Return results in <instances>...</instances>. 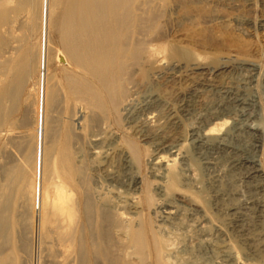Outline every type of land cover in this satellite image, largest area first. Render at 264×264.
I'll list each match as a JSON object with an SVG mask.
<instances>
[{
  "label": "bare ground",
  "instance_id": "bare-ground-1",
  "mask_svg": "<svg viewBox=\"0 0 264 264\" xmlns=\"http://www.w3.org/2000/svg\"><path fill=\"white\" fill-rule=\"evenodd\" d=\"M9 1L0 0V9L6 8ZM27 1L32 3V0ZM202 1L208 3L212 0ZM133 2L134 0H49L46 19L48 30H51L59 42V46L55 45L57 48L54 46L53 55L51 54L53 67L60 71L59 74L51 72V68L49 73L47 68L43 72L42 66L39 65L42 59L37 62L39 46L44 39L43 32L38 38L34 33V38L37 39L35 42L28 39L37 26V10L31 14L17 15L0 24V35L5 37L14 36L21 24H27L29 35L23 37L24 46L20 56L23 61V73L29 81V92L34 98L35 114L31 112L34 115L33 130H39L38 139L40 135L44 136L45 132L53 134L50 145H42V152H39L40 144L37 139L33 149L37 161L35 160L33 176L29 182L30 232L32 236H38L40 243L49 245L53 251L52 256L58 263L62 260V263L68 262L70 257L74 256L75 258L70 260L76 264H172L176 259L179 260L178 264H259L252 260H260L259 255L264 253V232L260 234L253 231V228H245L241 223V207L236 204L217 205L215 211H219V214L213 219L207 207L200 205V199L202 200L208 192L214 200H221L222 181H218L217 175L210 174L207 189L204 190L200 188L199 179L191 172V167L194 169V165L198 166L197 161L210 167L221 157L230 169L245 167V177L248 181L254 179V189H264L261 162L244 152L245 149L239 144L243 141L240 131L231 132L227 128L230 104L238 99L231 96L229 89L225 90L223 95L226 99L219 103V110L217 107V111L208 113L202 122L203 125L193 126L185 136L180 135L178 129L183 123L182 119L191 112V102L188 98H180L177 104L165 106L166 101L161 91L148 86L140 95L141 99L133 102L127 85L136 62L142 57L150 61L155 55L161 56L165 52L164 46H156L151 42L146 24L149 20L144 21L139 15L135 16L136 5ZM221 2L236 25L240 26L250 20L239 13V9L242 5L252 6L253 0ZM259 24L264 27V17L259 20ZM10 43L6 38L7 50L4 52L9 55L18 49L17 45ZM7 54H3V59ZM193 58L200 60V55L195 54ZM17 59L14 58L15 61ZM9 66L7 58L0 64V69H5L3 73L0 71V82L2 77L8 79ZM190 66L193 73L202 75V78L205 71L213 74L212 80L203 78L201 82V85L209 87L216 84L218 75L237 67L222 62L207 69L206 65L193 60ZM238 66L241 67V64ZM18 67L15 66L16 69ZM242 67L249 72L248 78L257 77L256 67L244 63ZM42 73H45L43 80ZM262 79L264 82V77ZM9 84H0V152L3 156L8 154L9 139L20 133L15 131L14 126H10L4 115V102H7L12 93ZM194 95L198 98L202 96V92L195 90ZM60 97L65 100V106L57 113V117H54V106L59 103ZM31 104H27V107L32 106ZM161 107H164L163 112ZM121 114V121H124L122 127L119 124L120 119L116 117ZM55 118L59 119L57 126L54 125ZM21 124L20 122L19 125ZM252 129L250 132L256 150L262 139L258 130ZM128 130H131L132 136L126 135ZM136 134L144 144L153 145L151 155L146 156L147 152H141L137 148L133 140ZM188 141L192 146L190 154L185 148ZM30 144L28 142V145ZM159 150L163 153H158ZM97 154H100L102 161L96 162L99 164L89 176L86 171L87 158ZM14 157L17 158V155ZM143 158L148 168L149 180H143L138 173L137 165ZM8 160L5 159L0 166L2 243L8 238L10 218L14 214L9 204L12 197L5 192L11 187L13 178L11 168L6 166ZM16 164L18 163L15 162V166ZM97 172H101L102 176H98ZM124 178L128 182H125ZM104 180L111 186L109 195L104 191ZM119 185H125L124 189L119 190ZM252 198H247L244 206L252 209L257 218L256 224L264 226V200ZM13 209L15 211L16 208ZM12 217L15 218L14 215ZM182 218L191 222L187 225L192 227V235L182 240L180 249L171 250L167 241L157 231L158 227L164 222L172 224L175 220L183 223ZM234 239L238 243L237 247L233 245ZM31 250L26 249L25 252L29 255ZM2 251L0 249V253ZM213 254H217L219 260L213 259L216 258ZM262 257L264 256H261L263 260ZM7 258L8 256H0V264H5ZM42 259L44 263L50 261V258L39 260Z\"/></svg>",
  "mask_w": 264,
  "mask_h": 264
},
{
  "label": "rangeland",
  "instance_id": "rangeland-1",
  "mask_svg": "<svg viewBox=\"0 0 264 264\" xmlns=\"http://www.w3.org/2000/svg\"><path fill=\"white\" fill-rule=\"evenodd\" d=\"M48 1L49 0H32V3H29L27 0H10L6 5V8L0 9V24L13 19L17 15H20L23 13L31 14L32 11L37 10V13H36L37 14L36 15L37 26H35L36 28L32 30L31 35H29V30H28L27 24L25 23L19 26L20 29L16 31L17 34L15 33L14 36L5 37L4 35H0V64H2V62L6 58L10 62L9 72H7L8 79H5L4 77H2L0 84H3L5 82L9 84V82L11 81L9 85H11V92H12V93L10 92L11 94L6 100L7 102H4V109H3L4 115H5L6 121L10 124V126L11 127L14 126V128H16L15 131H20L19 134L22 136V137L21 136L19 137V134H17L18 136L16 137L14 136L9 139L8 154H5L3 156V153L0 152V166H2L5 159L7 160L10 159L8 160L9 163H6V166L7 168H11L12 173H13L12 177L13 178L15 177L14 179L11 178L10 186L12 188L9 187V189L5 190V192L9 195V197L10 196L12 197L10 199L12 201H10L9 204H10L11 212L12 213L14 212L12 216L14 215L15 217L13 218L11 216L10 218V223H9L10 230L8 232V238L6 237L7 240H5L4 243H2V238L0 237V249L3 250L2 253H0V256H3V257L8 256L5 264H40L41 262H42L41 264H43L44 259L40 261L41 258H45V259L50 258L49 260L50 261L52 260L51 262L48 261L49 263H44V264H65L67 262L65 261V263H62L64 262L62 260V262L59 261L58 263L57 259L52 256L53 251L49 247V245L40 243L38 236L33 234L35 236L34 237L32 236L30 232L31 231L30 229L31 228V224H30L31 223L30 222L31 199H30V193H29V182L33 176V172H34L33 169H34V164L36 160V157L33 154L34 153L33 149L35 148L36 139L38 140L37 142L41 146L44 145L45 147H48L50 145L51 137L53 134H51V132H45L44 136L40 135L42 138L39 137L38 139L39 130L37 129L33 130V124H34V118H33L34 117L33 115L34 103L33 101H34V98H33V94L29 92V81L27 77L25 76V74L23 73V61H21L22 57L20 55L23 52L22 51L23 49L22 47L24 46L23 37L25 35L27 36L29 35L28 39H31L33 42H35V40H37L35 38L36 37L38 38L40 34H42L41 32H43L44 39H43V42L40 44L41 46H39V50L37 54V62L39 63L42 61V63L41 64L39 63V65L42 66L43 72L47 68L48 73L51 70V72L54 71L56 74H59L60 71L57 70L56 67H53L54 63L52 59V55H53L52 53L54 52L53 50L55 49V47L59 46V42L56 40V37L51 32V30H48V23L46 19L47 12H48V6H49ZM54 1H57V0H54ZM133 3L136 5L135 12L137 14L135 16L139 15V17L144 21H146V19L149 20V23H146V24L148 25V32L150 34L151 42H153L156 46L158 45L164 46L165 52L161 56L160 54L155 55L153 59H151L150 61H147V59L144 57L138 59V61L135 64V67H133L132 72L129 76V83L127 85L129 87L128 93L129 92L131 93L132 101L135 102L138 99L140 100L141 99L140 95L142 94V92L145 91V89H147L148 86H151L153 90L155 89V90L161 91L166 101L165 106L168 105L170 107V105L172 106L174 104H177L176 102H178L179 101L178 99L180 98H186V99L188 98L191 102V108H190L191 112L189 115L187 114V116H185L182 119L183 123L181 124L180 129H178L180 135L185 136L188 130L192 128L193 126L200 127L201 125H203L202 122L204 118L206 117V115H209L210 113H212V111L213 112L217 111V107L219 110V106L221 104L220 102L221 101L223 102L226 99L225 95H223V92L229 89L228 91H231V96L234 99H238L240 102L238 100L237 101L234 100V102H231L230 104L231 107H230V112H229V125L227 128L231 132L240 131L239 132L240 136H242L243 138V141L241 140L239 143L240 146L245 149L244 152H248L250 156H253L254 159L259 160L261 162L262 169L264 172V82L262 79L264 77V27L260 26L259 24V20L262 17H264V0H253L252 6L242 5L240 7L239 13L247 16L250 19L248 22L240 26L236 25L235 23L231 21L230 15L226 12L225 8L222 5L221 0H212V1H209L208 3H205L202 0H134ZM143 9L145 12L143 11ZM42 27L43 28L45 27V28L43 29ZM34 33L37 34L36 37H35L36 34ZM6 38L8 39V42L9 41L11 42L10 44L17 45L18 49H16V51L14 52L15 55L14 54L9 55L7 54V52H4L5 50H7V46L5 44ZM13 41L14 43H12ZM50 43H52V45ZM34 45H35V50H36V44L34 43ZM166 49L168 51H166ZM49 50H51V52ZM41 51L43 52L42 54H40ZM4 53L7 54V56L5 55L6 57H4L3 59ZM165 53H166V56H165ZM195 54L200 55V60L201 59L202 60L200 61V60H196L195 58H193ZM11 55H13L12 58H11ZM38 55H41V56L43 55V57L39 58ZM14 58L15 59L19 58V59L15 61ZM192 60L193 62H196V61L200 62L204 66L206 65L207 69L215 67L222 62H228L237 67H235L230 72H227L222 75H218L219 76L217 80L218 82L216 81V84H214V86L209 87L204 84L201 85V82L203 78H205L206 80H212L213 74L210 71H205L203 78H202V75H200L201 76L200 77L199 75L193 73V70H191V66H190L192 63ZM18 62L20 63V65ZM13 63H14V66H12ZM243 63L245 65L248 64V65L256 67V71H257L256 78L254 79L248 78L249 72L245 68L242 67ZM185 64L186 66L188 64V66L186 67ZM240 64H241V67L238 66ZM16 65L17 67L19 66L17 69L15 68ZM171 69L173 70L172 71L173 73L171 72ZM3 70L5 71V69ZM3 70L0 69L1 73L4 72ZM45 73H42V80L44 79ZM169 74H170V77H169ZM16 84L18 85L16 86ZM132 90L134 92H132ZM193 90L201 91L202 96L197 98L194 95ZM28 92H29L28 95L31 94L30 96L27 95ZM235 96L237 97L235 98ZM60 100L58 101L60 104L56 103V105L54 106V110L56 109V111H54V113L52 114L54 115V117H57V113L61 111L65 106V103H64L65 100L63 99V97L62 98L60 97ZM27 104H31L32 106L28 105L27 107ZM164 107H161L162 109L161 108L159 109H161V111L163 112ZM24 108L26 109L24 110ZM31 112L33 113L31 114ZM6 113L8 116L6 115ZM21 116H24V117H21ZM116 117L117 119H120L119 124L122 127V125H124V121H121L122 114ZM58 120L57 118L54 119V122H55L54 125L56 126L58 125L57 124L59 123ZM20 122L22 123L21 125H19ZM13 123H16V124H13ZM252 128L258 130V133L262 139L260 141V145L258 144L259 145L258 149L256 148V150L254 147L255 142L253 139V135L250 132ZM94 130L96 129L94 128ZM104 131L106 132V129H104ZM26 132H28L29 134ZM126 133H127L126 134L127 136H132L131 130L130 131L128 130ZM48 134H50V136ZM34 137H37V138H34ZM133 137H134L133 140L137 148L141 152H147L146 156H149L153 153V148H154L153 145H150L148 143L144 144V142L141 141L137 137V134L134 135ZM28 142L29 144L30 143L31 144L28 145ZM39 146H38L40 150L39 152H42L43 146L42 147L41 146L39 147ZM185 148L188 150L189 154L192 152V146L189 143V141L186 142ZM84 152H85V149H84ZM158 153H163V151L159 150ZM40 154L41 153H39V155ZM15 155H17L18 159L14 157ZM25 155L27 156L28 159L26 158ZM14 159L16 161H14ZM101 159L102 158L100 154H97V156H92V157L87 158V161H86L87 170L86 171L89 176L92 173H94L93 171L94 167L96 168V165L99 164V163L96 164V162L102 161ZM15 162L18 163L16 164V166H15ZM114 162L117 164V161L114 160ZM197 162H198V166L194 165L195 170L193 169V167H191L192 168L191 172H193L196 175V177L199 179L200 181L199 184L201 186L200 187L201 189H204V190L207 189L206 188L207 179L210 174L217 175V177H219L218 181L219 182L222 181L220 182V184H222V186H220V189H221L220 191H222V193H220L221 194L220 197H222L221 200L220 198H218V200H214L213 198H211L208 192H207V195L205 194L202 200L200 199V205L203 207L204 206L207 207L213 219H216L219 214V211L217 212L215 211V207H217V205L220 206V204L222 203L226 204V206H229L230 204H236V206L241 207V211L243 213V218H242L241 223L245 226V228H248L251 230L253 228L254 229L253 231H255L256 233L259 232L260 234L264 232L263 230L264 226L260 224L259 225L256 224L257 218L252 213V209L244 206V203L248 199H251V197L257 200H264V189L262 190L254 189V179L248 181V179L245 177L247 169L245 167L230 169L228 163H226L221 157H219L216 163L210 167L209 166L207 167L203 163H199V161ZM146 166L147 165L144 162V158H143V161L137 165V168L139 171L138 173L140 177L143 178V180L150 179L149 173L147 172L148 168ZM114 169H116V167ZM17 172H19L20 174L18 175ZM28 173L29 175L27 176ZM185 173L187 174V172ZM96 174L97 175L99 174L98 176H100L101 172L99 173L97 172ZM262 176H264V173H262ZM27 177H30V178H27ZM13 180H14V183H13ZM262 181L264 182V178H262ZM125 182H128V181L125 180ZM108 185H109V182L104 180L103 187H106V190H108L106 191L104 188V191L107 193V195L110 194L109 190H111L109 189L111 186L110 185L108 186ZM119 186H118L119 190H122L124 189L123 187H125V185H121L122 187L121 186L119 187ZM23 194H24V197H23ZM13 208H16L15 211ZM27 208L28 210H25ZM17 214L19 215V217ZM182 220H183V223L182 221L175 220V221H172V224L171 222L170 223L164 222L160 225V227H158L159 230L157 231L167 241V244L169 245L168 247L171 250H176L179 247L181 248L182 243H183L182 240L187 239L188 236L192 235V231H191L192 227L190 225H187V224H190L191 222L190 221L188 222L185 218L184 219L182 218ZM17 238L19 241H17ZM27 239L29 240L27 241ZM234 240H233V245L237 247L238 243L236 239ZM171 241L173 242V244L171 243ZM26 249L27 250L32 249L30 253L31 255L30 254L28 255L27 252H25ZM243 251L244 250L242 249V253ZM11 252L12 253L15 252V253L12 254ZM34 253L35 254L37 253V254L35 255ZM260 255L264 256V253L261 252ZM260 255H259L260 260L254 259L252 261H257L259 262V264H264V257H262L263 258L262 260ZM14 257H16V259ZM25 257L26 258L28 257L27 259L29 260H27ZM213 257H216V258H213ZM213 257H212L213 259L219 260L217 258V254ZM12 258L14 259L11 260ZM71 258H75V257L71 256L70 259ZM70 259L68 260L66 264H76L75 261L70 260ZM38 261L40 262L38 263ZM178 263H179V260L176 259L174 260L172 264H178Z\"/></svg>",
  "mask_w": 264,
  "mask_h": 264
}]
</instances>
